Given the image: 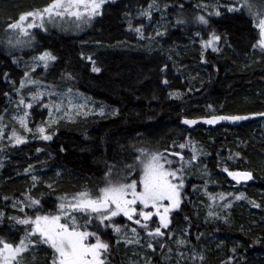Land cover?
Instances as JSON below:
<instances>
[{
	"label": "trees",
	"instance_id": "obj_1",
	"mask_svg": "<svg viewBox=\"0 0 264 264\" xmlns=\"http://www.w3.org/2000/svg\"><path fill=\"white\" fill-rule=\"evenodd\" d=\"M47 1L33 0L23 7L24 0H0V19L15 20ZM151 1L116 0L106 4L104 15L80 35L54 31L39 39V50L57 57L49 67L48 78L60 81L65 76L73 77L81 93L116 113L63 121L49 129L51 134L55 129L51 141L30 140L29 147L11 146L0 152V200L9 199L10 192L26 196L30 191L42 200L43 211L55 212L58 197L94 188L109 166L115 165L114 175H122L140 148L178 151V145L185 144L181 153L190 159V147L195 145L207 152L202 162L211 175L209 184L188 178L181 207L173 212L169 228L162 230L166 235L153 241L155 252L147 248L146 235L141 236L140 250L145 251L146 258L141 264H177L178 252L188 257L184 264H264V118L237 127L190 129L182 125L187 117L264 112V53L253 48L258 39L255 20L245 10L226 11L221 4L234 3L228 0H161L169 5L163 19L160 12L153 13L150 22L134 16ZM203 2L221 5V15L208 16L215 9L213 5L207 10L197 7ZM201 14L208 16V25L196 21ZM178 18L185 23L177 24ZM130 19H135L133 27L144 24V39L129 29ZM157 30L165 34L157 36ZM212 32L221 36L219 51L203 49L202 41L210 39ZM8 50H0V116L10 106L13 82L17 83L24 72L22 64L4 54ZM86 56H92L100 72L92 71ZM164 79L169 81L167 85ZM176 92L179 98L170 96ZM33 113L43 114L36 109ZM42 120L38 121L41 126L45 125ZM45 149L47 154L40 153ZM224 167L229 171L249 170L256 179L252 184L236 186L235 195L224 203H231L230 208L209 204L215 197L209 191H224L222 186L217 188L220 180L216 177L225 174ZM33 175L38 178L35 186ZM241 193L244 198L236 200ZM250 201L261 207H254ZM209 212L217 215L209 216ZM22 234L24 226L7 218L0 225V237L6 240L17 243ZM178 234L187 242L185 245L175 243ZM100 235L112 246L110 264H137L122 247L118 233L107 228ZM117 240L121 242L117 244ZM161 243L165 247L161 248ZM193 250L204 260L194 259ZM44 253L39 257L46 263L51 251L46 249Z\"/></svg>",
	"mask_w": 264,
	"mask_h": 264
},
{
	"label": "snow or ice",
	"instance_id": "obj_2",
	"mask_svg": "<svg viewBox=\"0 0 264 264\" xmlns=\"http://www.w3.org/2000/svg\"><path fill=\"white\" fill-rule=\"evenodd\" d=\"M114 2V0H51L42 9H34L27 11L19 15L18 19L7 25L9 30L14 33L13 37L7 40L9 47L31 46V43L35 40V35L30 32V29L40 28L47 31L46 24L51 23L55 25L57 21H63L68 17L74 18L73 23L79 27L81 24H90L91 21L104 15L105 5ZM168 4L163 5V9L157 4V0H152V3L148 5L146 9L139 11V16L152 21L153 10L160 11L162 19L164 18V12H166ZM183 8V4L179 5ZM205 10L209 5H197ZM215 11L208 13V16L215 15L220 16L221 5L212 6ZM228 12H238L241 10L247 11L250 17L255 20L254 27L258 29V39L253 45L254 49H259L261 53H264V0H236L235 3H227L222 6ZM206 15H198L196 21L203 25L209 24V18ZM177 24L185 23L183 19L178 18ZM163 27V25H160ZM129 29L135 31L141 39L145 38L144 24L133 27L131 19L129 20ZM165 33L157 30L156 35L162 36ZM199 35V33H197ZM22 37H28L27 40ZM221 41V36L215 32L211 33V38L202 41L203 49L207 50L211 48L212 51H219L218 44ZM57 57L50 51H43L38 56L33 57V63L30 66V71H25L24 79L19 83V86L15 88V91L19 94L18 99L15 101L16 107L21 109L22 115L15 117L20 125L28 132H32L33 129L27 126V117L29 116L30 109L33 108L35 103H40L44 100L45 93L34 92L31 93V99L26 100V97L22 94L27 84H37L38 81L32 79L31 72H35L36 68L41 64L44 69H47L51 62L56 61ZM85 59L91 61L93 72H100L101 69L96 66V61L92 56H86ZM167 66H165V71ZM70 75V74H69ZM7 78V77H5ZM163 83L167 85L169 81L163 80ZM15 85V82H13ZM71 92V89L68 90ZM56 94L49 92V102L43 104L44 108H52L58 115L54 120L49 121L47 126H39L36 131L40 134L43 140H51L55 135V129L52 134H46V129L52 124H58L61 118L67 117L68 109L64 108L63 103H56L51 97ZM8 96V93H5ZM59 95V94H56ZM170 96L180 97V93H170ZM11 100V97H9ZM22 106V107H21ZM69 106L72 105L69 101ZM84 105H80L77 108V114L79 108H83ZM211 108V105H209ZM63 109V111H62ZM87 115V113H82ZM103 115V110L100 112ZM49 116H52V112H49ZM256 117L264 118V112H252L248 114H234V115H212L210 118H203L204 123L216 124L221 121L241 122L254 119ZM70 118V117H68ZM3 117L0 116V140L4 139ZM199 121L197 119L183 120L186 125H195ZM13 146L26 143V139L23 136L17 134L13 128L11 131V137ZM175 146V145H174ZM178 147L183 149L185 144H179ZM39 151V149H38ZM139 155L135 157L132 164L125 165V174L116 176L112 169L115 165L109 166L105 177V183L103 187L98 188L95 193L89 191L78 192L71 197L67 195L60 196L58 205L55 212H45L42 209L41 199L33 197L30 193H26V200H19L13 203L12 207H19V211L24 213L21 216H9L8 219L16 225L24 226V236L19 239L18 243L10 242L9 240L0 237V264H24V254L29 253L35 260L34 250L43 246H47L51 250V257L49 264H110V251L111 245L104 241L99 234L100 231L111 228L118 234H122L123 242L127 245H141L139 232L136 227H131L128 231L132 233V238H129L126 233H122V229L118 226L113 218L118 216L127 217V219L133 222L135 225L146 233L147 248L156 251V245L153 243L157 238L164 237L165 231L162 229H168L171 224L170 213L174 209H178L182 202V190L184 188L185 176L184 172L185 157L180 152H172L171 155L178 156L180 161V167H173V160L168 159L165 155L167 149L164 152L161 151H149L144 148H140ZM195 152V149H193ZM237 156L240 154L237 153ZM197 159V156L193 155L186 161L188 165H191L193 161ZM31 168V166H30ZM26 169L25 171H30ZM223 171L235 181H249L253 179V173L251 171H229L227 167L223 168ZM135 177V178H132ZM38 178L33 175L32 181L35 182ZM47 187L51 188L52 185L48 184ZM244 198V194L241 193L236 196L235 199L239 200ZM4 199H8L5 197ZM223 199V197H222ZM256 208H260L261 205L255 201H250ZM224 207L230 208L231 203L225 204ZM32 209L33 215H28L25 209ZM74 213H79L85 218L83 225L76 223V217ZM5 213L0 211V225H3L5 219ZM216 213L209 212V216H215ZM158 217V224L154 228H150L148 221H152L153 217ZM96 221L95 230H89V226L93 224V220ZM227 222V217H224ZM121 241L117 240V244ZM187 242L181 239L180 245H185ZM143 246V245H141ZM161 248L165 247L161 243ZM233 253L236 252V248L232 249ZM169 256L172 253V249H168ZM194 259L204 260L203 255L196 253L193 250ZM177 264H184L188 257L184 252L177 253ZM150 264V262H149ZM229 264V262H225Z\"/></svg>",
	"mask_w": 264,
	"mask_h": 264
},
{
	"label": "rangeland",
	"instance_id": "obj_3",
	"mask_svg": "<svg viewBox=\"0 0 264 264\" xmlns=\"http://www.w3.org/2000/svg\"><path fill=\"white\" fill-rule=\"evenodd\" d=\"M32 1L33 0H24V2L21 3V6H23V7L27 6L28 3L32 2ZM114 1H116V0H114ZM228 1H233L234 3L236 2V0H228ZM50 2H51V0H48L46 2V4L43 5L42 7H40L39 9L44 8ZM150 3H152V1ZM157 4L161 7V9H163L164 4L161 2V0H157ZM224 4H227V3H223L221 5L223 6ZM202 5H216V4L215 3H209V2H203ZM147 7L148 6H146L145 8H141V9H146ZM29 11H32V10H29ZM139 11L137 13H135L134 16L137 15L139 19L145 20V18L139 16ZM155 12H160V11H156L154 9L153 13H155ZM164 14H165V12H164ZM160 16H162L161 12H160ZM96 18H94L90 24H81L79 27H77L76 24L73 23L74 18L68 17L63 21H57V23L55 25H52L51 23H47L46 24V27L48 29L47 31H44L40 28L30 29L29 31L35 35V40L31 43V46L25 45V46H20V47H9L7 44V40L10 37L14 36V33L12 32V30H9L7 28V25L11 22H14L18 18L15 20H13L12 18L11 19L5 18L4 20L0 19V50H3V49L5 50L7 47H9V50L4 54L12 56L14 61L18 62L19 64H22V68L24 70L22 77L19 79V81L17 83H15L14 87L15 88L18 87L19 83L24 79L25 71H30V66L33 63V57L38 56L43 51H48V50H39V48H40L39 47V39H41L42 37H44L46 35L48 36L49 34H51L54 31H56V32L67 31V35L78 36L82 32H85L86 30L91 28L90 25H93L94 20ZM152 19H153V15H152ZM134 20L131 21L133 26H134ZM146 21H148V20L146 19ZM148 22H150V21H148ZM22 39L27 40L28 37H22ZM51 63L49 64L47 69H44L42 64H41L39 67L36 68L35 72L30 73L32 79H35L36 81H38V83L34 84V85L33 84H27L23 90V93H22L26 97V100L31 99V93H34V92L45 93L44 100L41 101L40 103H35L33 105V108L28 110L29 116L27 117V126L29 128L33 129V131L31 133L28 132L25 128H23L20 125L19 121L17 119H15L16 116L23 114L21 109H18L16 107V103H15V101L18 99L19 94L15 91L14 92L15 94L13 93V95H15V96H13V95L11 96L13 98L11 100V103L9 104L10 105L9 108L6 110V114L8 113V115H6V114L2 115V117H3L2 123L6 127L4 128V139L0 140V152H2V151L5 152V149H9L11 146H13V141L9 139L11 137V131L13 128L16 130L18 135L23 136L26 139V143H24V145L23 144H20V145H23V146L28 145V147H29L30 142H28V141L32 140L34 142L37 140H43L40 137V134L36 131L37 127L41 126L38 123V121H40L42 118H44V120H42V121H44L45 125H43V126H47L49 124L50 119L54 120L57 118V115H58L52 108H44L43 107V104L49 102L48 95H47L49 92L59 94V95L54 94L51 97V99L53 101H55L56 103L62 102L64 105V108L68 109L67 117L61 118L59 120L58 124H60L63 121H73V120H75L81 116L85 117V116H90V115H101L100 114L101 110H103V115L109 114L112 111H113V114L116 113L115 109L107 108L103 105L97 104L95 100H93L92 98L81 93L78 90L76 83L73 81V77L70 78L68 76H65V77H63L62 80L60 79V81H59V79L58 80H52V79L48 78L47 75L50 76L49 67H50ZM69 89H71V92L68 91ZM69 101L71 102L72 105H75L77 107L69 106ZM80 105H84V107L79 108V113H81V114H77V108ZM33 109H36V110H38V113L41 112L43 114L34 115ZM44 110H45V113H44ZM62 111H63V109H62ZM49 112H52L51 117L49 116ZM85 112L87 113V115L82 114ZM47 117H48V119L45 120V118H47ZM68 117H70V118H68ZM58 124H52L51 126H48L46 129V134H51L49 132V129L54 128L55 125H58ZM29 135H31V136L35 135V136H38L39 138L28 139L27 137ZM53 137H54V135H53ZM46 141H49V140H46ZM20 145H15V146H20ZM193 149H195V152L193 151ZM177 150L181 152L180 148ZM190 150L192 152L191 157L193 155H195V156H197V159L195 161H193V163L191 165H188L186 163V161L188 159H185L184 172L182 173V175L185 176L184 188L187 184L188 178L194 179L195 183L197 180L204 181L205 183L204 184L202 183L201 185L209 184V182H207V181L210 180L211 175H209L208 171L203 166V162H202L204 160V158L207 157L206 150H204L203 148L198 149V147L195 145H192L190 147ZM161 152H164V151H161ZM40 153L47 154L48 152L45 149L44 151L40 150ZM37 155H39V153H37ZM165 155L167 156L168 159L173 160V162H174L173 167H180L179 158L174 157V156H170L166 153H165ZM211 168H212V172H213L215 170L214 169L215 165L211 166ZM0 171H1V169H0ZM124 174H125V170H124L122 175H124ZM105 177H106V175H105ZM105 177L102 181L100 180L101 182H98V183L96 182L94 188L86 187L82 191H89V192L95 193V191L98 188L104 186ZM216 177L220 180L217 188H220L222 186L221 188H223L224 191H223V193H215V192L209 191L210 194L215 195V197L212 198V200L209 202V204L224 207L223 206L224 203L226 201H228L229 199H231L232 196L235 195L236 186L241 185V184H235L233 179L226 172H225V174L220 173L219 175H216ZM132 178H135V177H132ZM197 183H200V182H197ZM184 188H183V190H184ZM183 190H182V193H183ZM228 191L230 192V194L228 193ZM74 194H76V193L67 194V196L71 197ZM31 195L33 197L39 198L36 193H31ZM62 196H64V195H62ZM222 197H223V199H222ZM4 198L0 200L1 201L0 202V211L4 212L6 214L5 219L6 218L8 219L9 216H13V215L21 216V217L24 215V213H21L19 211V207H22L23 205H20L17 208L12 207L13 203L16 201L26 200L27 197L24 196L23 193H21L19 191L10 192L9 199H8L9 203ZM41 202H42V200H41ZM58 203L59 202H57V205H58ZM181 204H182V202H181ZM181 204H180V207H181ZM41 205H42V203H41ZM178 209H174L170 213V218H171L173 212L178 210ZM25 212H27L28 215H33L32 209L26 208ZM49 212H53V211H49ZM74 215L76 217V223L81 224V225H83L85 223L84 216H82L79 213H74ZM113 220L118 226L121 227L122 233H126L129 238H132V233L130 231H128L131 227L137 228V231L139 232L140 237L143 234L146 235V233L140 228V226L135 225L133 222L129 221L127 219V217L118 216V217L113 218ZM118 221L119 222L123 221V224H118ZM171 221H172V219H171ZM10 222L13 223L12 221H10ZM152 222H154L155 224H153ZM148 223L150 225V228H154L158 224V217L154 216L152 218V221H148ZM95 228H96V221L94 219L93 224L91 226H89V230H95ZM162 230H164V229H162ZM24 234H22L20 236V239L23 238ZM119 237H120L119 239H122V241H123V239H124L123 235L119 234ZM180 240H181V236L178 234L175 237V243L179 242ZM10 242H12V241H10ZM122 247L124 248V250H127V252L129 253V255L131 257L136 259L137 264H141L142 262H144V260H146V258L144 257L145 251L140 250L141 245H136V244L127 245L123 242ZM46 249H48L47 246H43L39 249L34 250L35 260H33V256L31 254L25 253L24 254V264H49L50 258H49V261L45 263V259L39 257L43 254V252H45ZM48 250H50V249H48ZM39 260H42L44 263H40Z\"/></svg>",
	"mask_w": 264,
	"mask_h": 264
},
{
	"label": "water",
	"instance_id": "obj_4",
	"mask_svg": "<svg viewBox=\"0 0 264 264\" xmlns=\"http://www.w3.org/2000/svg\"><path fill=\"white\" fill-rule=\"evenodd\" d=\"M235 114H239V113H235ZM212 115H234V114H225V113H219L218 114V113H213V114L205 115V116L187 117V119H197L199 122L197 124H195V125H186V124L183 123V120L185 119V118H183L182 125L190 128V129H194L197 126L218 127V126H221V125H232L234 127H237V126H239V125H241L242 123L245 122V121H241V122H235V123H233L231 121H221V122L216 123V124H207V123H204V119L203 118H210ZM258 118H260V117H256L254 119H258ZM250 120H252V119H250ZM172 152H176V151L167 150V152H165V153L168 154V155H170V156H173V155H171ZM174 157H178V156H174ZM236 171H249V170H236ZM233 181L235 182V184H252L253 182L256 181V179H255L254 174H253V179L252 180H249V181H240V182L235 181V180H233Z\"/></svg>",
	"mask_w": 264,
	"mask_h": 264
},
{
	"label": "bare ground",
	"instance_id": "obj_5",
	"mask_svg": "<svg viewBox=\"0 0 264 264\" xmlns=\"http://www.w3.org/2000/svg\"><path fill=\"white\" fill-rule=\"evenodd\" d=\"M251 48V47H250ZM261 118V117H260ZM260 118H258V119H260ZM258 119H252V120H258ZM183 120V119H182ZM252 120H249V121H252ZM245 122H247V121H245ZM232 126V125H231ZM234 127V126H233ZM175 151V150H174ZM177 152V151H176ZM130 155H132V154H130ZM133 156V155H132ZM125 159V158H124ZM130 159V158H129ZM128 160V159H127ZM124 161V160H123ZM104 167V166H103ZM120 167V166H119ZM106 168V167H105ZM105 171V170H104ZM105 174V173H104ZM14 235V234H13ZM14 237V236H13ZM16 238V237H15ZM44 253V252H43ZM44 254H46V253H44ZM43 254V255H44ZM42 258H44V257H42ZM47 258V257H46Z\"/></svg>",
	"mask_w": 264,
	"mask_h": 264
},
{
	"label": "flooded vegetation",
	"instance_id": "obj_6",
	"mask_svg": "<svg viewBox=\"0 0 264 264\" xmlns=\"http://www.w3.org/2000/svg\"><path fill=\"white\" fill-rule=\"evenodd\" d=\"M178 152V151H177ZM181 153V152H180Z\"/></svg>",
	"mask_w": 264,
	"mask_h": 264
}]
</instances>
